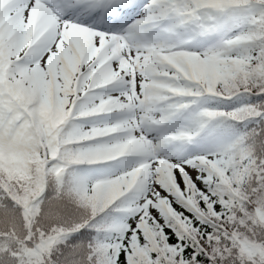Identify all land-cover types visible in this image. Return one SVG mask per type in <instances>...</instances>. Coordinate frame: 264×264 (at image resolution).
Returning <instances> with one entry per match:
<instances>
[{
    "label": "snow or ice",
    "instance_id": "1",
    "mask_svg": "<svg viewBox=\"0 0 264 264\" xmlns=\"http://www.w3.org/2000/svg\"><path fill=\"white\" fill-rule=\"evenodd\" d=\"M0 264H264V0H0Z\"/></svg>",
    "mask_w": 264,
    "mask_h": 264
}]
</instances>
